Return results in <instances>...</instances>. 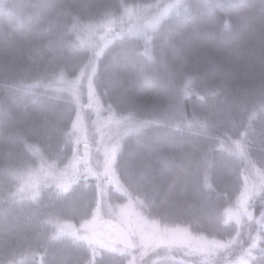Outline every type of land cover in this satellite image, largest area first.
<instances>
[{
  "label": "trees",
  "instance_id": "trees-1",
  "mask_svg": "<svg viewBox=\"0 0 264 264\" xmlns=\"http://www.w3.org/2000/svg\"><path fill=\"white\" fill-rule=\"evenodd\" d=\"M132 262L264 264V0H0V264Z\"/></svg>",
  "mask_w": 264,
  "mask_h": 264
},
{
  "label": "rangeland",
  "instance_id": "rangeland-1",
  "mask_svg": "<svg viewBox=\"0 0 264 264\" xmlns=\"http://www.w3.org/2000/svg\"><path fill=\"white\" fill-rule=\"evenodd\" d=\"M93 91L94 92H88L86 94V96H84V100L86 101L85 103L88 105V110L91 111V112H93V115H95V114H99V113L102 112V105H101V100L99 99V96H98V93H97L96 89L93 90ZM50 114H52V113H50ZM56 115H59V113H57ZM17 116L20 119V121L23 122V120H22V118H24L23 117V114H17ZM40 118H42V116ZM36 121H33L32 123H34ZM87 121H88V119L85 117V114H84V125L82 127H80L82 125V123H80L79 124V128L75 130L78 136L75 137L74 141L75 140H78V139L81 140V138L88 133V129H87L88 127H90V128H97L98 131H99V137H98V143H97L96 146L98 148H101L102 146L104 147L105 144L103 143L102 146H101V143H100V132H101V135L102 136L106 135V130L105 129L103 130V128L101 126V123H103V122L102 121L97 122V117L96 116L94 117V122H91L89 120V122H88V124L86 126V122ZM13 123H14V120L12 119L11 124H13ZM75 131H73V132H75ZM114 133L115 132L113 131L112 135H114ZM9 138H11V137H9ZM108 142H109V140L107 141V144H108ZM17 144L19 145L18 147H19L20 150H21V147L22 148L24 147L23 146V143L21 141H17ZM107 152L109 153V152H111V150L108 149ZM28 153H29V151H28ZM31 153L33 155L34 154L38 155L40 152L38 150H33V152L31 151ZM43 157L44 156L41 157L42 158L41 164L38 167H36L35 164H33L31 162V164H33V170H31V171H33L32 174H34L36 176L35 177L36 179L40 178L39 180H49V181H52L53 180V177L56 175L57 180H56L55 183H57V181H58V182H60V184H62L61 176L64 179H68L69 180V174L63 169V161L60 162V163H58L57 165L54 164V163H52L53 165L56 166V168H54L53 170H51V172H49L48 175H44L43 172L47 170V168H44V167L46 165H48V163H42ZM79 159H80V157H79ZM42 168H44V169H42ZM38 169H42V170L40 171ZM88 173L91 174L90 172H88ZM92 175H96V173H93ZM242 214H243V216H246L245 215V209H243ZM99 216H102V214H99ZM253 216H254V213L252 214V219H253ZM108 230H110V229H108ZM105 237H106V239H108L111 242H124V243L125 242H128L127 239L124 236H122L121 234H119L115 230H113L109 234L105 235ZM161 240H163L165 243L172 241V239H168V238H162ZM114 245H117V244H114ZM124 246H126V245H124ZM163 249L166 250V247L163 246ZM160 253H163V252H160ZM138 255L144 256V254H141V252ZM131 264H134V262H132Z\"/></svg>",
  "mask_w": 264,
  "mask_h": 264
},
{
  "label": "water",
  "instance_id": "water-1",
  "mask_svg": "<svg viewBox=\"0 0 264 264\" xmlns=\"http://www.w3.org/2000/svg\"><path fill=\"white\" fill-rule=\"evenodd\" d=\"M252 214H253V211L252 210H246L245 211V215L247 217V219L250 221L252 220Z\"/></svg>",
  "mask_w": 264,
  "mask_h": 264
}]
</instances>
